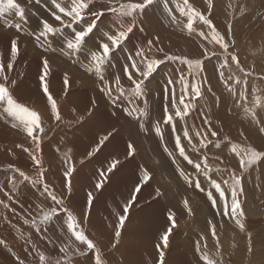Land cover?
I'll use <instances>...</instances> for the list:
<instances>
[{"label":"rangeland","instance_id":"obj_1","mask_svg":"<svg viewBox=\"0 0 264 264\" xmlns=\"http://www.w3.org/2000/svg\"><path fill=\"white\" fill-rule=\"evenodd\" d=\"M18 2L25 8L26 18L20 22L19 30L15 27L19 17L13 14L5 17L12 27H6L3 20L0 21V37L5 35L4 39L0 38V60L5 65L10 62V41L17 39L19 54L12 62V69L7 70L6 68L5 74L9 81H15L10 91L17 102L26 107L29 104L32 110L41 109L46 113L38 111L45 128L40 150L37 153L44 172L43 183L49 184L50 191L56 192V185L60 182L63 191L58 189L61 194L57 192L55 194L64 198V205L77 217L85 234L96 244L101 254L102 264H119L118 261L121 264H158L159 250L156 245L162 243L161 236L170 226L167 211L163 210L159 204L165 197L170 198L168 202H174L173 197L176 196V199L179 198L180 201L187 199L193 208L199 210V213L194 214L191 207L192 214L184 216L187 220L179 222V216L176 217L177 227L169 236L167 248L163 249L164 264H197L193 255L188 256L184 254L186 252L180 251L177 247L180 240L186 239L192 240L195 250L197 242H200V251L196 254L201 262L203 260L200 259V254L205 250V254L216 264H264V160L245 171L238 167L239 157L232 151L233 147H236L237 151L255 149L264 152V133L258 130L259 126L253 122L250 113L245 112V108H248L255 111L258 116H264V79H261L264 77V0H213L214 7L210 15L212 23L221 34L225 33L228 25L232 26V32L227 38L234 40L235 46L230 48V51L238 55L244 71L251 75L245 76L230 58L227 67H219V61L223 63L224 60L219 52H217L219 59L202 57L203 47L201 45L207 47L210 52L218 46L209 43L211 33L207 26L199 20L193 23L194 31L189 34L186 27L187 17L180 13L183 0H168L167 6L164 0H156L153 5L145 9L143 14L136 15L135 27L127 40L121 43L119 49H113L112 57L103 69V82L94 71H88L90 53L92 50H98V43L104 38L105 33H115L114 25L118 26L123 23L126 28L132 21L131 17H121L117 20L116 15L108 9L112 5L119 7L122 3L142 2V0H90V10H101L105 14L97 22V29L86 38L83 49L81 48L78 53H73L71 56L64 54L66 40L72 38L75 31L82 30L93 17L85 15L83 21L72 24L70 27H64L60 22L56 24L52 21L53 13L59 14L58 10L50 8L56 9L53 0H18ZM68 2L69 0H56V3H60L61 6ZM189 3L197 11H204L207 7L206 0H189ZM40 6L43 7L44 13ZM169 9L172 10L171 13ZM172 15L176 17L175 21L171 19ZM30 20L37 22L33 23ZM44 20L58 29L55 36L49 37L46 44L48 51H44L34 39V34H38V31L42 29ZM200 31H204L208 39L200 37ZM187 37L191 40H186ZM148 40L153 41L151 50L148 49ZM131 45H135L139 50L143 49L148 58L163 61L145 82L144 92L139 97L132 95L133 86L124 71L128 66V71L135 73V69L130 67L131 59H135L138 66L143 68V64L140 63L141 57L137 56L135 51L133 52L134 48ZM90 50L91 52L88 53ZM34 52L37 53L35 61L38 60L39 63L31 60L32 62L27 64L29 62L27 57L22 61L25 55H34ZM168 57L177 59L170 60ZM44 58L49 61L50 71L46 76L49 92L56 100L60 113L62 111L61 114H64L61 115L63 116L61 122H56L51 118L47 99H45L47 107L41 100L35 103L36 97L40 99L45 97L42 95L43 89L40 81ZM180 58L193 61L203 60L199 74L190 75L188 66L182 64ZM54 61L59 62L60 69ZM192 72L195 73V68ZM220 72L225 74L224 78L234 89L235 97L229 94L219 79ZM58 73L61 80H53L55 74ZM65 75L69 81L67 86L64 85ZM182 76L184 84L181 83ZM117 77H119V84L116 83ZM229 77L231 79H228ZM133 78L139 79L135 74ZM236 79L248 82L247 89L244 90L247 94L246 101L239 98L241 85L234 82ZM169 80L174 83L170 85ZM24 83L25 85H21ZM197 83L202 85L204 95L202 99L195 102V109L191 114L185 120L174 121L172 126L164 123L165 107L173 114L175 111L171 106L173 93L178 104L184 86L187 85L191 90ZM105 86H110L114 95L119 94L117 89L123 88L124 95L113 104L100 91L101 87ZM40 87L41 89H38ZM52 88L55 89L52 90ZM25 92H29L30 97L27 98ZM84 94L89 97L82 96ZM256 97L260 99V107L256 106ZM100 110L109 116L105 118ZM205 119L210 122L212 129L217 131L218 135L216 137L209 135L208 140L211 143L208 144V148L200 149L195 134L197 131L207 130V125L203 123ZM157 126L160 127L162 136L156 133ZM185 126L188 128L189 135L193 137V142L197 143V150L194 151L182 137L181 143L185 146L186 154L196 162H200L197 157L201 156L202 152L206 153L213 169L212 177L218 182L225 179L228 181V185L222 184V187L226 190L229 213L231 211L229 186L233 184L229 173L235 171L237 176L242 177L241 185L237 186L241 189L238 191V200L241 205L239 210L241 214L238 217L223 214L222 200H218L216 206L213 207L206 191L201 192L195 189L179 177L176 171L177 164L186 173H190L194 180L197 179L195 170L179 157L178 150H174V138L177 134H182V128ZM12 131H15L17 135ZM167 135H170L169 138ZM104 137H107V140L104 141L99 151L94 152L98 142ZM3 140L10 141L4 143ZM0 141H2L0 142V201H3L0 204V240L5 241L4 245H0V264H19L16 257L24 260V264H95L91 253L76 254L75 247L78 246L83 251L84 246L78 245L74 237H68L66 219L54 217L50 222H42L43 214L49 211L52 204L50 197L43 192L42 185L20 183L21 178L18 173H13V168H19L33 180L40 179L39 172L28 154L22 148L17 147V145H23V147L29 146L28 148L34 149L35 146L30 139L19 128H12L10 123L0 118ZM128 143L135 148L132 156L128 155ZM165 146L173 151V156L176 157L175 164L164 151ZM89 153L93 154L89 155ZM10 154H13L12 157ZM112 159L119 160L117 168L108 175L103 189H94L99 170L106 169ZM70 160L71 164L68 162ZM220 160L223 161L222 164ZM59 165L62 168H57ZM71 166H74L75 170L69 178L64 173ZM141 167L150 171L152 179L141 187L139 193H135V201L131 204L130 213H127L120 242L113 247L116 226L112 229L114 231L111 240L108 239L104 234L107 224L104 217H111V214H105L102 211L105 212L104 209H107L106 203L112 204L116 200L121 214H124L122 209L132 198L134 189L139 183ZM217 168L222 171H216ZM13 175L16 177L15 192L11 191L13 186L10 181ZM202 178V176L198 178L201 186L209 189V181ZM68 179L72 182L71 193H68L66 188ZM120 182L125 184L122 183L121 186ZM36 186L40 188L37 189ZM157 189L161 193L159 196L156 194ZM88 190H93L90 192L94 196L90 211L87 210L86 205ZM109 195L112 198L111 201L105 200ZM215 195L218 194L214 193ZM68 196H71L72 202L68 200ZM5 205L8 206L5 207ZM99 205L102 207V211L98 212L101 214V219L99 218V224H95L91 221L89 214L92 213L93 207L99 209ZM257 207L261 210L260 212ZM253 209H257V212ZM76 212H82L86 219L82 221ZM237 219L243 224V229L237 224ZM33 222L41 229L40 231H36L32 226ZM86 222L88 229L85 227ZM199 222L205 225H197ZM212 225L216 226L215 238L212 236ZM134 228H138V231ZM249 236L251 237V252L248 250ZM202 240L205 243H202ZM217 241L219 246H217ZM61 246L67 247L66 253L59 251ZM130 246H141L142 257L137 258L136 253L139 251L129 249ZM117 253H121L120 260L115 257ZM41 254L45 257L43 262L40 261Z\"/></svg>","mask_w":264,"mask_h":264},{"label":"snow or ice","instance_id":"obj_2","mask_svg":"<svg viewBox=\"0 0 264 264\" xmlns=\"http://www.w3.org/2000/svg\"><path fill=\"white\" fill-rule=\"evenodd\" d=\"M156 0H142V2H134V3H122L119 7L112 5L109 7V11L116 15L117 20L121 17H131L132 21L128 23L127 27L125 28L123 23H120L116 27V31L114 34L105 33L104 38L98 45V50L92 51L90 53V67L88 71H94L96 74L99 75L100 80L104 81L103 76V69L105 64L110 60L112 57L113 49H119L121 43L127 40L128 35L133 31L135 27V17L138 14H143L145 9L149 6L153 5ZM207 7L204 11H197L189 0H183V6L180 7V13L187 17L188 23L186 25L189 34H191L193 29V23L196 20H199L203 25L207 26L208 30L211 33V39L209 43H213L217 45L218 48L214 49L213 51H209L207 47H203L202 57L210 58L216 57L217 59L220 56H223L224 60L221 64V68L228 66L229 58L231 62L235 64L237 68L240 69L241 72H244L245 76L251 75L249 72H245L244 68L241 65L240 60L238 59V55L234 52L230 51V48H234L235 41L229 40L227 38L228 34L232 32V26L228 25L225 30L224 34H221L217 29L216 26L212 23L210 19L211 10L214 7L213 0H206ZM56 9L58 10L59 14L54 13V19L59 21L61 25L64 27H70L72 24L79 23L85 19V15H89L93 17L86 26L79 31H75L73 33V37L67 39L65 42L66 50H64V54L67 56H71L73 53H78L84 43L86 42V38L89 37L94 30L97 29V22L100 21L101 17L104 16V11L101 10H90V0H69L67 4L61 6L60 3H56V0H53ZM165 6L168 4V0H164ZM179 7V6H178ZM171 9L169 12L171 13ZM243 12V10H241ZM13 14L16 17H19V21L15 25L17 30L20 29V22L24 21L26 18V11L25 8L22 6L18 0H0V20L4 21V24L8 27H12V25L5 19L6 15ZM171 19L175 21L176 17L174 15L171 16ZM142 30V29H141ZM58 32V29L50 24L47 20L42 22V29L38 31V34H34V39L38 43V45L44 49V51H48L46 44L49 41V37L55 36ZM199 36L203 37L204 39H208L206 33L204 31L199 32ZM159 38L157 37V40ZM148 49L151 50L153 46V41H147ZM55 51V49H52ZM217 52L220 53V56L217 55ZM19 54V46L18 40L13 39L10 44V62L5 65L2 60H0V118L4 119L7 123L11 124V127L14 129L19 128L28 139L32 142L35 146L33 148L23 147V145H17V147L22 148V150L28 154L30 160L36 166V169L39 172V180H33L29 175H27L24 171L20 170L19 168H13V173H18V176L21 178L20 183L28 182L32 185L41 184L43 192L50 197L52 204L49 207V211L43 214V223L50 222L54 217H58L62 220L66 219V229L68 232L71 233V237H74L75 242H78V245L84 246V250L81 251L80 247H75V252L78 255H86L91 253L93 255L95 264H102L101 254L99 249L97 248L96 244L88 238L85 234L83 229L80 226V221L77 220V217L64 205V198L58 197L54 191H50L49 187L46 183H43L44 172L41 167V159L37 155L40 150V144L43 140V134L45 132V128L43 126V120L40 113L24 106L22 103L17 102V100L13 97L10 89L15 81H9L8 76L5 74V69L11 70L13 67V63ZM136 55L141 57L140 63L143 64V68L139 67L137 61L135 59H131L130 67L135 69V76L139 77V79H134V74L128 71V66L125 67L124 71L127 75V79L131 82L132 87V95L135 97H139L144 92L145 82L153 75L155 70L159 67V65L163 62L157 59H150L144 54V50L141 49L136 52ZM170 60L177 59L176 57H168ZM180 62L188 66L189 74L193 75L199 74V71L202 68L203 60L197 59L195 61L188 59V58H180ZM42 74L40 76V81L42 84L43 93L46 96L47 103L50 105L51 111V118H53L56 122H61L62 117L60 110L58 108L56 100L53 98L52 94L49 92L48 84L46 83V76L50 71L49 68V61L47 58H44L42 61ZM195 68V73L192 72V69ZM181 83L184 84V77L181 78ZM219 79L223 82L224 87L228 90L229 94L235 97V92L232 86L228 83V80L224 78V73H219ZM228 79H231L229 77ZM261 79H264L262 77ZM236 84L241 85V93L240 99L247 100V94L244 91L247 89V80H240L236 79L234 81ZM116 83L119 84V77L116 78ZM168 83L172 85L174 81L169 80ZM69 84L68 78L65 75L64 77V85L67 86ZM100 91L104 93V95L115 104L121 96L124 95L123 88L117 89L118 95L113 94V90L110 86L101 87ZM204 95V91L202 90V85L197 83L195 86L189 90L187 85L184 86V91L179 97V103H176V98L173 93L172 97V107L175 109L174 114L168 111V108L165 107V119L164 123L172 126L174 121L176 120H185L187 116L191 114V112L195 109V102L199 99H202ZM256 106L260 107V99L256 97L255 100ZM182 106V107H181ZM245 112H249L251 119L254 123H256L259 128L258 130L261 133H264V116H258L257 113L253 110H249L245 108ZM205 125H207L206 131H197L196 138L197 143L200 149H207L208 144L211 143L208 140L209 135L212 137H216L218 135L217 131L213 130L211 127L210 122L205 119L203 121ZM156 133L160 136L163 135L159 126L155 129ZM182 137L187 141V145L192 147L193 150H197V143L193 142V137L189 135V131L187 126L182 128V134H177L174 138V150H178L179 157L182 158L184 161L187 162L188 165L195 170L197 179H193L190 173H186L180 166L177 164L176 171L178 172L179 177L185 181L188 185L194 187L195 189L200 190L201 192L207 193L208 199L211 201V205L213 207L216 206L218 200L223 201V207L225 215H235L239 216L240 213V202L238 200V189L237 186L241 185L242 177L237 176L235 171L229 173L232 177L233 184L229 186L230 195H231V211L228 212V204H227V197H226V190L222 187V184L228 185V181L225 179L222 182H218L214 179L211 175L213 169L209 164V157L206 153H201V156L197 157V160L200 162H196V160L190 158L188 154H186L185 146L181 143ZM107 140V137L101 139L95 151H99V148L104 144V141ZM219 147V145H215ZM128 148V155L132 156L135 153L134 146L129 143L127 145ZM164 151L167 155L172 158V162L176 163V157L173 156V151H170L167 146L164 147ZM233 152H235L236 156L239 157L238 167L245 171H248L252 168L253 165L259 163V161L264 160V152L257 151L255 149H240L237 151L236 147H233ZM93 153H89L92 155ZM202 157V159H201ZM219 160V157H217ZM222 164L223 161L220 160ZM119 160L112 159L109 163L107 168H101L98 173V179L95 182V189L101 190L104 187V184L107 182L108 175L111 174L118 166ZM11 167V166H10ZM75 170L74 166L69 167V169L64 173L66 177L71 176L72 172ZM216 171L220 172L222 169L217 168ZM202 176L203 178L209 181V189H205L201 186L199 182V177ZM152 179L151 173L147 168L141 167L140 169V176H139V183L134 189V193L132 198L124 205L123 213L118 214V223L115 227L114 231V243L113 247H116L117 244L120 242L122 229L124 228L125 221L127 220V213L131 207V204L135 201V193H139L141 187L148 183ZM12 183V192H15L16 189V177L13 175L11 178ZM67 192L71 193V181L70 179L66 182ZM214 193L218 194L214 196ZM157 196L161 193L159 189L156 190ZM11 199V196H9ZM94 200V196L92 192L87 193L86 205L87 210L90 211L92 207V203ZM3 201H0L2 204ZM8 205H5L7 207ZM184 208L188 211V214L191 215V208L189 207V201L187 199L183 202ZM167 219L170 223V226L166 229V231L161 236L162 243L156 245V248L159 250V261L158 264H164V251L163 249L167 248L169 243V236L172 233V230L177 227L175 214L172 212L168 213ZM27 222V221H26ZM237 224L243 229V224L240 223L239 219L236 220ZM36 231H40L41 229L35 225L33 222L32 225ZM215 225H212V236L215 238ZM249 252L252 251L251 246V237L249 236ZM5 241L0 240V245H4ZM217 246H219V242L217 241ZM198 252L200 251V244L197 242V249ZM59 251L61 253L67 252L66 246H61ZM15 255V253H13ZM19 264H24V260L20 259V257H16ZM201 260L205 262V264H216V262L208 257L207 254H202L200 257ZM45 257L41 254L40 261L43 262Z\"/></svg>","mask_w":264,"mask_h":264},{"label":"bare ground","instance_id":"obj_3","mask_svg":"<svg viewBox=\"0 0 264 264\" xmlns=\"http://www.w3.org/2000/svg\"><path fill=\"white\" fill-rule=\"evenodd\" d=\"M58 1V0H57ZM35 2V1H34ZM47 6H49V4H46ZM34 6V5H33ZM42 6V5H41ZM40 6V9L42 10V12L44 13V10H43V7H41ZM49 8V7H48ZM50 8H52L53 10H57V9H55V8H53V7H50ZM48 10V9H47ZM51 10V9H50ZM41 12V11H40ZM46 13H48V12H46ZM53 13V12H52ZM49 14V13H48ZM54 14V13H53ZM51 15V14H50ZM47 16V15H46ZM34 17V16H33ZM52 18V17H51ZM46 19V18H45ZM108 19V18H107ZM49 20V19H48ZM1 21V20H0ZM30 21H32V20H30ZM45 21V20H44ZM53 22H55L56 24H58L59 23V21H55V19L53 18V20H52ZM4 22V21H3ZM33 23H36L37 21L35 20V21H32ZM16 23H17V21H16ZM15 24V23H14ZM55 24V25H56ZM57 26V25H56ZM2 27H4V26H2ZM7 27V26H6ZM10 32V31H9ZM13 33V32H12ZM15 35H17V33L15 34ZM14 35V36H15ZM5 36V35H4ZM4 36L2 35V37H0L1 39H4ZM21 36H23V35H21ZM66 36V35H65ZM17 37V36H16ZM16 37H14V38H16ZM23 37H26V36H23ZM28 37H26V39H27ZM20 40V39H19ZM23 40V39H22ZM186 40H191L190 39V37H187V39ZM23 41H25V39L23 40ZM52 41H54V40H52ZM96 41H97V39H96ZM11 42V41H10ZM99 41H97V43H98ZM6 43V42H5ZM19 43V42H18ZM58 43V42H57ZM96 43V42H95ZM95 43H94V45H95ZM25 43H23V45H24ZM59 44V43H58ZM99 44V43H98ZM97 44V45H98ZM20 46H22L21 44H19ZM96 46V45H95ZM132 46V48H134L133 49V52L135 51V52H137V51H139V49L138 48H136V46L134 45H131ZM32 48H33V46H31ZM97 47V46H96ZM7 48H8V46H7ZM98 48V47H97ZM10 49V48H9ZM83 49V48H82ZM92 49H93V47H92ZM93 51V50H92ZM29 52V51H28ZM36 52H38V51H36ZM36 52H34L33 54L34 55H25L24 57H23V60L22 61H24V59L27 57V60L29 59V62L27 63V64H30L32 61H35L36 60V56L35 55H37V53ZM91 52V50L88 52V53H90ZM30 54V53H29ZM77 55V54H76ZM146 55V54H145ZM148 55V54H147ZM33 57V59H30V58H32ZM39 59V58H38ZM50 59V58H49ZM32 60V61H31ZM21 62V61H20ZM36 63H39V61L37 60V61H35ZM58 62V61H57ZM55 63V61H54V63L55 64H57V66L59 67V69H60V67H61V65H59V62L58 63ZM221 64H222V62H220L219 61V67H221ZM65 68V67H64ZM38 72V71H37ZM61 72V71H60ZM225 75V74H224ZM53 80H56V81H60L61 80V77H60V74L58 73V74H55V77H54V79ZM38 82V81H37ZM21 85H25V83L24 84H21ZM20 85V86H21ZM54 87H55V85H54ZM51 88V87H50ZM61 88V87H60ZM17 90H18V88H16ZM27 89V88H26ZM38 89H41V87L40 88H38ZM37 89V90H38ZM55 89V88H54ZM53 88H52V90H54ZM58 89V88H57ZM23 91H25L24 89H23ZM27 91V90H26ZM41 91V90H40ZM91 91V90H90ZM91 92H94V91H91ZM20 93V92H19ZM39 93V92H38ZM25 95H27V98L28 97H30V95H29V92L28 93H24ZM59 94V93H58ZM57 94V95H58ZM87 94H89V93H87ZM16 95V94H15ZM22 95V94H21ZM36 95V94H35ZM42 95H44L43 94V92H42ZM94 95H96V94H94ZM180 95V94H179ZM20 96V95H19ZM41 96V95H40ZM82 96H86V97H89V95H82ZM22 97V96H21ZM42 97V96H41ZM97 97V96H96ZM23 98V97H22ZM34 98H35V96H34ZM37 98V100H36V102L35 103H37L38 102V100H41L42 101V103L47 107L48 105V103L46 104V102H45V99H46V96L43 98V99H40V98H38V97H36ZM30 99V98H29ZM31 99H33V98H31ZM65 99H66V97H65ZM87 99V98H86ZM34 100V99H33ZM35 101V100H34ZM63 101V100H62ZM70 101V100H69ZM81 103V102H80ZM136 103V102H135ZM110 104H111V102H110ZM109 104V105H110ZM28 106V108H30V109H32L31 107H30V105L29 104H27ZM67 105V104H66ZM141 105V104H140ZM98 106L100 107V104L98 103ZM115 106V105H114ZM98 107V108H99ZM119 107V106H118ZM45 108V107H44ZM34 109H36L35 107H34ZM89 109V108H88ZM46 110V109H45ZM126 110H127V108H126ZM35 111H39L40 113H44V114H46L45 112H44V110L42 111L41 109H36ZM101 111V110H100ZM129 111V110H128ZM61 113H62V111H61ZM64 113V112H63ZM72 113V112H71ZM105 113L106 112H104V111H101V115H104L105 116V118H106V116H109L108 114L107 115H105ZM109 113H111V111L109 112ZM113 114H115V113H113ZM61 115H64V114H61ZM114 116V115H113ZM63 117V116H62ZM65 117V116H64ZM70 117V116H69ZM77 117V116H76ZM80 117V116H79ZM127 118V117H126ZM72 119V118H71ZM75 119V118H74ZM93 119V118H92ZM112 119V118H111ZM100 120V119H99ZM124 120V119H123ZM195 122V121H194ZM192 123V122H191ZM187 125V124H186ZM63 126V125H62ZM122 128V127H121ZM137 129V128H136ZM9 130H10V128H9ZM8 130V131H9ZM130 131V130H129ZM237 131V130H236ZM10 132V131H9ZM233 132V131H232ZM11 133V132H10ZM12 133L13 134H16L17 135V133H15V131H12ZM143 133V132H142ZM170 133V132H169ZM236 133V132H235ZM137 135H139V134H137ZM140 136V135H139ZM168 136V135H167ZM170 136V135H169ZM169 136H168V138H169ZM5 137V136H4ZM146 137V136H145ZM136 138V137H135ZM5 139V138H4ZM131 139V138H130ZM150 139V138H149ZM10 141V140H9ZM9 141H7V140H3V142L4 143H9ZM16 141V140H15ZM1 143H2V141H0ZM153 142V141H152ZM22 143V142H21ZM125 143V142H124ZM11 144V143H10ZM129 144V143H128ZM124 145H126V143L124 144ZM29 147V146H28ZM76 154H78V153H76ZM6 155V154H5ZM12 155L13 154H10V157H12ZM83 155H85L84 153H83ZM79 156V155H78ZM76 157V156H75ZM83 157V156H82ZM75 159V158H74ZM47 160V159H46ZM65 162V160L63 161V163ZM70 164H71V160L70 161H68ZM144 162V161H143ZM51 163V162H50ZM56 164V163H55ZM132 167V166H131ZM57 168H62V166H58ZM26 169H27V167H26ZM151 169V168H150ZM29 172V171H28ZM31 174V173H30ZM59 174V173H58ZM73 174V173H72ZM155 174V173H154ZM76 175V174H75ZM80 179V178H79ZM78 179V180H79ZM203 179V178H202ZM125 180V179H124ZM50 181V180H49ZM123 181V180H122ZM74 182V181H73ZM250 182V181H249ZM51 183V182H50ZM72 183V182H71ZM121 183V182H120ZM122 183H124V182H122ZM122 183H121V186H122ZM128 183V182H127ZM125 184V183H124ZM205 184V183H204ZM47 185H49V184H47ZM120 185V184H119ZM161 186V185H160ZM34 187V186H33ZM37 187V186H36ZM63 187V186H62ZM73 187V186H72ZM35 188V187H34ZM40 188V187H39ZM38 187H37V189H39ZM52 188V187H51ZM90 188V187H89ZM58 189H60V190H62L63 191V189L61 188V185H60V182H58L57 183V185H56V192L57 193H59V194H61L60 193V191L58 190ZM95 189V188H94ZM50 190V189H49ZM123 190V189H122ZM51 191H53V190H51ZM89 191V190H88ZM90 191H93V190H90ZM89 191V192H90ZM55 192V191H54ZM55 192V193H56ZM35 193H37V192H35ZM101 193V192H100ZM103 193V192H102ZM184 193V192H183ZM200 193V192H199ZM58 194V195H59ZM205 193H203V195H204ZM31 195V194H30ZM57 195V194H56ZM99 195V194H98ZM121 195V194H120ZM46 196V195H45ZM44 196V197H45ZM100 196V195H99ZM110 196V195H109ZM109 196H107L106 197V199L105 200H110L111 201V196L109 197ZM125 196V195H124ZM124 196H122V197H124ZM60 197V196H59ZM71 196H68V200L70 201V202H72L73 201V199L72 198H70ZM177 197V196H176ZM176 197H173V200L175 199V201L174 202H172V201H170V202H168V200L170 199L169 197L166 199V197H165V199H161V202H160V204H159V206H161L162 207V209L163 210H166L167 212H166V214H167V216H168V213L169 212H172V213H174L175 214V219H176V217L177 216H179V222H183V221H185V220H187L186 218H184V216H186L187 214H188V211L184 208V206H183V200L184 199H182L181 201H180V199L178 198V200L176 199ZM66 198V197H65ZM100 198H101V196H100ZM115 198H117V196L115 195ZM171 198H172V196H171ZM49 199V198H48ZM101 201V200H100ZM99 201V202H100ZM118 201V200H117ZM177 201H180V203H177ZM98 202V203H99ZM113 202V201H112ZM127 202V201H126ZM190 203H191V200H190ZM196 203V202H195ZM195 203H193V204H195ZM207 203V202H206ZM107 204V209H104L105 210V212L104 211H102V207L99 205V209L97 208V209H95L94 207L92 208V213H90L89 215L91 216V221L92 222H95V224H99V218H100V215L101 214H98V212H101L102 211V213H107V214H111V217H109V216H105L104 218H105V220L107 221V224H106V228L104 229V234H105V236L108 238V239H110L111 240V238H112V236H113V231L114 230H112L116 225H117V223H118V214H121L122 212L119 210L120 208H119V206H118V204L116 203V200H115V202L114 203H112V204H108V203H106ZM35 205V204H34ZM102 205V204H101ZM75 206V205H74ZM84 206V205H83ZM82 206V207H83ZM196 206V205H195ZM194 206V207H195ZM36 207V206H35ZM104 207V206H103ZM121 207V206H120ZM189 207L191 208L192 207V212L194 213V214H197V213H199V210H197V209H195V208H193V206H191V204H189ZM76 208V207H75ZM258 208V207H257ZM202 209V208H201ZM91 210V209H90ZM97 210H99V211H97ZM123 210V209H122ZM131 210V209H130ZM253 210H255L256 212H257V209H253ZM258 210H259V212L261 211L259 208H258ZM83 211V210H82ZM203 212V211H202ZM78 215H79V218H81L82 219V221H83V219H86L85 218V216H84V214L82 213V212H76ZM130 213V212H129ZM205 213V212H204ZM202 215V214H201ZM133 216V215H132ZM233 216H235V215H233ZM101 219V218H100ZM150 221V220H149ZM103 222V221H102ZM145 223H147V222H145ZM104 224V223H103ZM102 224V225H103ZM150 224H151V222H150ZM197 225H205V224H202V223H197ZM63 227V226H62ZM85 227H87V229H88V223L86 222L85 223ZM124 227H125V225H124ZM136 231H138V228H134ZM246 230V229H245ZM124 231V230H123ZM68 232V231H67ZM85 232V231H84ZM101 232H103V231H101ZM67 235H68V237L70 238V236H71V233L70 232H68L67 233ZM197 236V235H196ZM196 236H195V238H196ZM184 238V237H183ZM144 240V239H143ZM206 240V239H205ZM123 241V240H122ZM196 241H197V239H196ZM203 241V240H202ZM216 241V240H215ZM78 243V242H77ZM76 243V244H77ZM200 243V242H199ZM202 243H205V241H203ZM212 243V242H211ZM123 245V244H122ZM201 246V245H200ZM126 247V246H125ZM177 247L180 249V251L182 250V251H184V252H186V253H184V254H187L188 256H190L191 255V257H192V255H193V257H194V259H196L197 260V264H204V262L202 263L199 259H198V255L196 254L198 251H196L195 250V247L193 246V243H192V240L191 239H186V240H180V242L178 243V245H177ZM137 248H139V249H137ZM117 249V248H116ZM129 249H132V250H138L139 252H137L136 253V257L137 258H141L142 257V252H141V246H136V247H131L130 246V248ZM129 249H127L128 251H129ZM123 250V249H122ZM126 251V250H125ZM148 251H150V250H148ZM130 253H131V251H129ZM112 253V252H111ZM110 253V254H111ZM125 254H126V252H124ZM129 253V254H130ZM123 254V253H122ZM132 254H133V252H132ZM202 254H205V250L203 251V252H201V254H200V256L202 255ZM131 255V254H130ZM103 256V255H102ZM121 256V253H117L116 254V256L115 257H118V260H120V257ZM126 256H127V254H126ZM129 256V255H128ZM130 258H132V257H130ZM123 259H124V257H123ZM129 260V259H128ZM132 260V259H131ZM142 261V260H141ZM124 262V261H123ZM122 262V263H123ZM132 262V261H131ZM81 263V262H80ZM118 263L119 264H121L119 261H118ZM125 263V262H124ZM127 263V262H126Z\"/></svg>","mask_w":264,"mask_h":264}]
</instances>
